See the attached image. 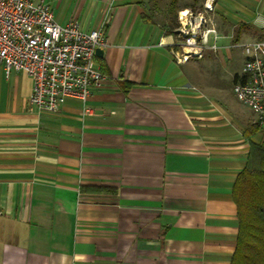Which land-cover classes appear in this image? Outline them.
Masks as SVG:
<instances>
[{"label": "crops", "instance_id": "1", "mask_svg": "<svg viewBox=\"0 0 264 264\" xmlns=\"http://www.w3.org/2000/svg\"><path fill=\"white\" fill-rule=\"evenodd\" d=\"M36 1L59 23L104 26L107 78L86 106L36 112L31 79L0 67V264H230L233 187L250 143L264 146L232 86L240 45L264 38V0H214L219 52L182 64L171 0Z\"/></svg>", "mask_w": 264, "mask_h": 264}, {"label": "built area", "instance_id": "2", "mask_svg": "<svg viewBox=\"0 0 264 264\" xmlns=\"http://www.w3.org/2000/svg\"><path fill=\"white\" fill-rule=\"evenodd\" d=\"M214 0L198 11H178L170 54L177 64L219 52L212 14ZM264 30V21L256 19ZM105 28L84 30L78 22L59 23L50 5L36 0H0V67L8 76L24 72L32 82L29 110L56 113L68 100L84 106L107 76L95 63V51L106 46ZM244 61L232 93L248 108L256 124L264 123V38L240 45ZM88 113V108H85Z\"/></svg>", "mask_w": 264, "mask_h": 264}, {"label": "trees", "instance_id": "3", "mask_svg": "<svg viewBox=\"0 0 264 264\" xmlns=\"http://www.w3.org/2000/svg\"><path fill=\"white\" fill-rule=\"evenodd\" d=\"M175 3L176 0H171L166 17V33L174 36L177 27ZM80 190L97 193L112 191L104 187H81ZM233 200L239 228L230 264H264V146L250 143L246 166L233 187Z\"/></svg>", "mask_w": 264, "mask_h": 264}, {"label": "rangeland", "instance_id": "4", "mask_svg": "<svg viewBox=\"0 0 264 264\" xmlns=\"http://www.w3.org/2000/svg\"><path fill=\"white\" fill-rule=\"evenodd\" d=\"M183 4H185L186 6L190 7L191 10L193 11H198L201 9V4H202V0H181ZM169 2V1H168ZM168 2L165 4V7L168 5ZM178 13V12H177ZM177 17V14H176ZM176 38V36H174V39ZM233 94V93H232ZM232 101L236 104H239L240 106H242L237 99L235 98V96H232Z\"/></svg>", "mask_w": 264, "mask_h": 264}, {"label": "water", "instance_id": "5", "mask_svg": "<svg viewBox=\"0 0 264 264\" xmlns=\"http://www.w3.org/2000/svg\"><path fill=\"white\" fill-rule=\"evenodd\" d=\"M103 53V49L102 48H97L95 51V56L96 57H100Z\"/></svg>", "mask_w": 264, "mask_h": 264}]
</instances>
